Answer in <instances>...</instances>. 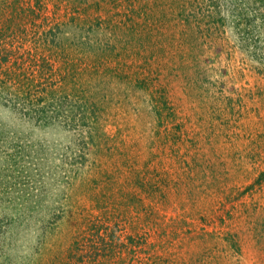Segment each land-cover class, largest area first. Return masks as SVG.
Wrapping results in <instances>:
<instances>
[{
  "label": "rangeland",
  "instance_id": "rangeland-1",
  "mask_svg": "<svg viewBox=\"0 0 264 264\" xmlns=\"http://www.w3.org/2000/svg\"><path fill=\"white\" fill-rule=\"evenodd\" d=\"M0 264H264V0H0Z\"/></svg>",
  "mask_w": 264,
  "mask_h": 264
},
{
  "label": "trees",
  "instance_id": "trees-1",
  "mask_svg": "<svg viewBox=\"0 0 264 264\" xmlns=\"http://www.w3.org/2000/svg\"><path fill=\"white\" fill-rule=\"evenodd\" d=\"M45 48V47H44ZM37 51H39V50H41V46L40 47H38L37 49H36ZM45 58V57H44ZM39 60H40V57H39ZM47 61V60H46ZM63 76V75H62ZM50 78V79H49ZM65 79V77H63V79H61V80H64ZM33 81V82H32ZM32 81L31 80H29L28 82H27V85H30V87L31 86H35V84H37L38 82H36L35 83V81L32 79ZM45 81H50V84H51V86L49 87V95H50V97H52L51 98V100H54V99H57V98H59V97H61L62 95H63V93L66 95V91L63 89V87H60V86H55L56 84H57V81L54 83L53 82V78L52 77H46V79H45ZM46 85H48V84H44V89L45 90H47V87H46ZM69 91V90H68ZM73 91H74V88H73ZM75 92V91H74ZM69 93L72 95V96H76V95H74V93H72V92H70L69 91ZM35 94H37V91H36V93H34V95ZM69 94V95H70ZM44 95H46V93H44ZM83 95V94H82ZM41 100V97H37V98H35V99H33V101L31 102V104L34 106V107H36L37 105H39L40 104V101ZM30 107H32L31 105H30ZM33 111V113L32 112H27V114L28 113H30V115H31V117H33L37 112H36V109H33L32 110ZM84 113H82L81 115H80V118H84ZM39 116V114L37 115V117ZM84 123H86V122H84Z\"/></svg>",
  "mask_w": 264,
  "mask_h": 264
}]
</instances>
